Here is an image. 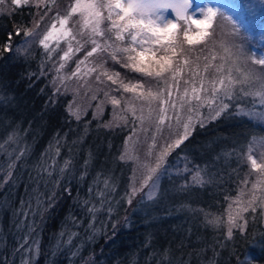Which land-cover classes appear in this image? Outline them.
<instances>
[{"label":"snow or ice","instance_id":"snow-or-ice-1","mask_svg":"<svg viewBox=\"0 0 264 264\" xmlns=\"http://www.w3.org/2000/svg\"><path fill=\"white\" fill-rule=\"evenodd\" d=\"M6 4H31L37 16L31 27L15 28V35L24 34L21 45L13 48L12 34H9V40L2 46L4 52L28 59L33 47H40L45 59L40 62L39 75L47 74L46 62L59 53L58 59L47 66L53 73L49 83L57 93L62 90L73 93V101L66 108L69 115L79 121L87 107L100 109L108 103L112 105L114 119L103 127L116 129L121 123L132 127L118 156L120 161L130 160L136 164L129 190L120 200H115L117 184L113 177L97 173L85 198L79 195L75 198L88 215L85 232L88 240L106 228L103 221L99 222L100 227L96 226L100 213H107L111 219L120 201L131 205L145 188H148L146 198L155 199L161 176L167 171V157L185 145L197 124L203 127L222 116L264 123V54L251 51L247 46L248 37L238 30V21L221 13L219 7L203 0H73L61 10L58 0H0V14ZM225 35L232 39H222ZM80 52L83 56L75 59L74 66L70 65ZM110 62L128 72L122 74L110 69L107 66ZM35 75L37 73H28L29 78ZM81 95L88 105L76 99ZM92 101L96 103L93 105ZM21 141V133L14 130L0 143V151L8 155L6 169L0 165L3 171L0 186L9 182L15 184V169L27 164L31 148L27 144L20 147ZM65 143L66 137L57 134L32 166L37 185L15 211L17 216L23 217L18 228L32 218L28 233L17 249L26 254L21 264H32L40 252L39 241H32L36 218L42 219L54 207L61 188L71 195L69 177L75 178L74 165L71 158L62 164L57 159ZM142 144L146 145L144 159L138 154ZM5 145L17 147L8 154ZM237 156L249 167V175H254L255 180L250 188L247 178L241 181L243 186L228 205L226 220L184 205L189 211L203 213L210 226L226 225L229 240L247 234L250 220L257 219L254 213L259 212V219L264 220V137L259 141L253 138ZM88 164L86 160L78 177L80 181L88 175ZM184 170L192 173V181L191 185H181V190L213 183L207 165L189 169L186 164ZM137 171L138 186L135 183ZM40 181L45 187L51 184V190L41 192ZM70 219L75 226L83 223L77 217ZM65 234L61 231L59 235L63 238ZM78 236V232H68L66 244L72 245L73 238ZM82 246L75 248L71 255L78 256ZM163 255L167 259V252ZM247 264H252L251 260Z\"/></svg>","mask_w":264,"mask_h":264},{"label":"trees","instance_id":"trees-1","mask_svg":"<svg viewBox=\"0 0 264 264\" xmlns=\"http://www.w3.org/2000/svg\"><path fill=\"white\" fill-rule=\"evenodd\" d=\"M72 2L58 0L61 10ZM263 15L264 10L259 17L263 19ZM36 16L37 10L31 4H6L0 14V143L15 130L22 136L20 147L27 144L31 148L26 166L15 169L17 182L0 186V264H21V258L26 255L17 249L28 233L32 218L18 228L23 217L17 216L15 211L36 187L37 177L32 166L57 134L66 137L58 163L71 158L75 178L69 177L71 195L61 188L54 207L42 219L36 218L32 241H39L40 252L32 264H85L89 258V264H247L248 260L252 264H264V220L259 219V212L253 214L257 219L255 222L250 220L246 235L229 240L226 225L210 226L203 213L184 207L203 209L226 220L228 205L243 186L241 181L247 178L248 187H251L255 176L249 175V167L241 163L237 153L245 151L253 138L259 141L264 137V123L244 118L222 116L203 127L197 124L185 145L167 157V171L161 176L155 199L146 198L148 188H145L135 196L131 205L120 201L111 219L107 213L99 214L96 226L100 227L99 222L103 221L105 230L92 240L86 238L88 215L75 198L77 195L85 198L97 173L113 177L117 184L115 200H120L129 190L136 164L130 160L120 161L118 156L132 127L121 123L120 128H104L103 124L114 119L112 105L108 103L100 112L87 107L86 114L79 121L69 115L66 108L73 101V93H64L63 90L57 93L49 83L53 73L47 66L58 59L59 53L46 62L44 71L47 74L39 75L40 62L45 59L40 47L34 46L28 59L3 51L2 46L9 40L10 33L13 48L23 43V32L17 36L15 28L21 25L31 27ZM61 47H64L63 43ZM83 54L77 53L70 65L74 66L75 59ZM107 66L122 74L128 72L111 62ZM30 72L37 75L29 78ZM16 147L5 145L8 154ZM143 147L144 144L142 151ZM86 160L89 161L88 175L80 181L78 177ZM7 162L8 155L0 151V165L6 169ZM186 164L189 169H194L195 165H207L213 183L181 190V185H191L192 181V173L184 170ZM2 176L3 171H0V178ZM136 182L139 185V178ZM39 187L41 192L47 193L52 186L45 187L40 181ZM70 217H77L83 223L75 226ZM61 231L66 233L63 238L59 235ZM73 231L79 236L73 238L72 245H67V233ZM81 245L79 255L73 257L71 252ZM165 252L167 259L163 255Z\"/></svg>","mask_w":264,"mask_h":264},{"label":"rangeland","instance_id":"rangeland-1","mask_svg":"<svg viewBox=\"0 0 264 264\" xmlns=\"http://www.w3.org/2000/svg\"><path fill=\"white\" fill-rule=\"evenodd\" d=\"M203 3H210L213 6L219 7L221 13L234 17L238 21L239 32L248 37V45L250 46L251 51L257 55L264 54V18L262 19L259 17L260 12L264 10V0H203ZM230 37L231 36L225 35L221 38L230 41ZM76 99L84 105L89 104L82 95L77 96ZM102 108L103 105L100 109L94 107V110L100 112ZM142 146L143 144L141 145L138 154L141 159H144L142 155L144 156L146 145L143 147L144 151H142ZM135 168L136 165L134 166V169ZM136 177V179L139 178L138 171L136 172ZM135 183L137 184L136 180Z\"/></svg>","mask_w":264,"mask_h":264}]
</instances>
